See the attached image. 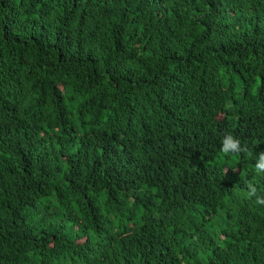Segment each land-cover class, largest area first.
Listing matches in <instances>:
<instances>
[{"label": "trees", "instance_id": "16d2710c", "mask_svg": "<svg viewBox=\"0 0 264 264\" xmlns=\"http://www.w3.org/2000/svg\"><path fill=\"white\" fill-rule=\"evenodd\" d=\"M260 152L264 0H0V264H264Z\"/></svg>", "mask_w": 264, "mask_h": 264}, {"label": "clouds", "instance_id": "9594fccd", "mask_svg": "<svg viewBox=\"0 0 264 264\" xmlns=\"http://www.w3.org/2000/svg\"><path fill=\"white\" fill-rule=\"evenodd\" d=\"M220 151L228 155L230 153L239 154L241 152H246L247 149L241 146V141L238 138L228 133L222 139ZM255 168L258 174L264 173V152L258 154ZM247 189L248 191L244 194L245 198L251 199L252 197H256L255 203L264 205V197L257 194V188L252 183L247 185Z\"/></svg>", "mask_w": 264, "mask_h": 264}]
</instances>
